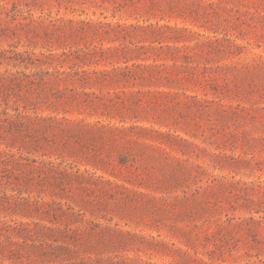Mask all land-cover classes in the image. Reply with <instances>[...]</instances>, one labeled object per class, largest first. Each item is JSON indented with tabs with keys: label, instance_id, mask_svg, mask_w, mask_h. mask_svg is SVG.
Wrapping results in <instances>:
<instances>
[{
	"label": "rangeland",
	"instance_id": "1",
	"mask_svg": "<svg viewBox=\"0 0 264 264\" xmlns=\"http://www.w3.org/2000/svg\"><path fill=\"white\" fill-rule=\"evenodd\" d=\"M15 1L25 7L29 0L0 4L11 7ZM160 1L154 15L145 13L142 3L115 8L109 1L73 0L60 7L49 0L44 5L53 16L185 29L177 33L184 40L176 43L188 46L179 54L184 79L171 91L206 101L197 104L181 95L184 103L176 105L171 96L153 97L146 104L148 119L128 122L147 128L141 141L166 150L154 151L157 161L132 159V171L140 174L134 181L128 168L97 172L129 191L113 195L89 185L65 192L33 190L24 197L57 203L50 214H28L15 205L18 190L0 185V195L5 192L9 200L0 205V219L30 223L36 233L13 234L18 245L12 248L2 236L0 264H264V0ZM32 7L41 14L40 7ZM2 17L0 50L46 51L29 45L20 30L13 35L14 24ZM186 52L192 57L187 64ZM6 69L16 71L0 64V73ZM174 172L170 193L146 187L165 185ZM228 218L237 226L219 230L218 223ZM42 225L54 228L49 237Z\"/></svg>",
	"mask_w": 264,
	"mask_h": 264
},
{
	"label": "trees",
	"instance_id": "2",
	"mask_svg": "<svg viewBox=\"0 0 264 264\" xmlns=\"http://www.w3.org/2000/svg\"><path fill=\"white\" fill-rule=\"evenodd\" d=\"M47 1L29 0L25 7L16 1L11 7L0 4V21L5 14L7 23L14 24L9 28L13 35L20 30L29 45L46 48L38 53L0 50V64L6 62L16 69L0 73V105L4 106L0 110V147L6 146L0 148V185L8 184L13 191L18 190L16 197L20 201L15 205L28 214L33 211L50 214V207L57 203L24 197L33 190L57 188L65 192L67 188L83 185L105 189L113 195L131 190L97 172L128 168V177L134 181L132 178L140 174L132 171L135 170L132 159L157 161L154 151L166 150L141 141L147 128L128 122L148 119L147 106L153 97L171 96L176 105L184 103L178 98L181 95L197 104L206 101L184 91H171L184 79L185 66L179 54L188 46L180 47L176 43L184 40L177 33L185 29L160 23L128 25L53 16L44 12ZM68 1L73 0H56L60 7ZM101 1L112 2L115 8L142 3L145 13L152 15L162 2ZM32 6L40 7L41 14L35 15ZM212 44L210 39L208 45ZM173 50L177 54H169ZM184 58L186 64L192 59L188 52ZM44 109L51 113H40ZM93 117L96 119H90ZM153 131L162 136L160 131ZM80 164L91 166L94 171H82ZM175 175L176 172L169 176L165 185L154 183L146 187L154 192L170 193ZM2 193L0 205L9 203L6 193ZM42 226L49 237L54 228ZM231 226H237L231 218L218 223L222 231ZM13 234L33 237L36 233L30 223L0 219V251L2 236L9 247L18 245L11 238Z\"/></svg>",
	"mask_w": 264,
	"mask_h": 264
}]
</instances>
